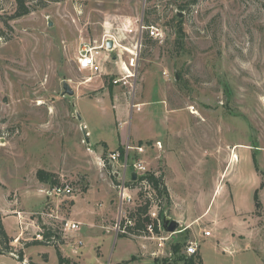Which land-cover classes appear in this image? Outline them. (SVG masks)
I'll return each instance as SVG.
<instances>
[{"label": "rangeland", "instance_id": "374dc122", "mask_svg": "<svg viewBox=\"0 0 264 264\" xmlns=\"http://www.w3.org/2000/svg\"><path fill=\"white\" fill-rule=\"evenodd\" d=\"M46 5L12 20L10 31L4 20L13 14L15 0H0V219L14 240V253L25 251L27 264H189L190 232L180 233L181 227L176 234L116 237L111 215L116 191L111 195L105 185L115 182L105 160L127 142L159 141L163 149L146 157L149 168L165 180V155L176 154L169 182L183 192L180 137L183 144L192 142L182 133L194 128L208 131L192 134L195 143H207L209 137L238 145L230 172L234 196L254 205L250 183L259 170L262 203L252 213L258 235L250 233L246 241L218 243L213 235L200 241L202 264H264V0ZM182 21L185 35L179 36ZM147 22L158 29L156 37L141 31ZM109 37L118 47L99 51L96 67L82 70L81 46L96 47ZM127 50L138 53L135 67ZM64 81L75 91L73 97L62 95ZM40 170L56 175V185H72L73 194L49 196L56 185L42 183ZM190 181L197 199L188 211L198 213L211 200L214 180L200 183L194 175ZM216 198L210 206L214 212L222 201L229 204L228 192ZM136 200L138 206L142 199ZM170 204L165 199L166 214ZM103 220L113 227L111 234L97 226ZM70 221L80 230L66 232ZM230 225L228 217L224 235ZM49 232L62 243L25 246ZM178 246L181 251L174 254ZM0 264L25 263L0 254Z\"/></svg>", "mask_w": 264, "mask_h": 264}, {"label": "crops", "instance_id": "0c3cea01", "mask_svg": "<svg viewBox=\"0 0 264 264\" xmlns=\"http://www.w3.org/2000/svg\"><path fill=\"white\" fill-rule=\"evenodd\" d=\"M188 135V140H191L192 142H183L181 141L182 138L180 137V183L186 182L183 187L180 185V187L183 188V192L178 191L176 189V186L174 187L169 180L173 178V175L175 172L172 168L174 165V159H177V155L174 153L166 154V163H167V175L165 177V185L167 187L169 197H170V203H172L171 207L167 211V215L172 219L176 220L180 223V227L182 228L181 232H190V241L193 243H197L198 247V255L201 258L200 253V241L206 240L208 237H211L212 235L214 237L218 238L219 241H222L224 239H230L235 240L236 238H242L245 241L248 240L250 233L253 234V236L258 235L255 228H254V215L252 213L254 212L256 208L255 204V195L253 197L254 205L251 207L247 206V201L250 199L244 198V202L238 201L239 199L234 196L233 193V184L230 180V172L234 164V147L238 146H232L231 141H226V139H210L209 137L207 143H195L193 141L195 139L192 134H200L205 135L208 133L207 130L198 131L194 128L192 131H185L182 134ZM181 135V133H180ZM187 138V137H186ZM202 139V138H201ZM159 142V141H158ZM144 143V142H139ZM146 143V142H145ZM150 143V142H148ZM157 143V142H156ZM161 143V142H160ZM151 150L149 152H153L159 148L155 147V143H151ZM154 145V146H153ZM162 145V144H161ZM241 146V145H240ZM248 147V146H244ZM163 149V146L160 150ZM171 150V149H170ZM191 157L193 158L191 162ZM191 166V167H190ZM264 167L262 166V170ZM255 170V167H254ZM198 175V180H200V183H205L207 181L214 180V189L212 192L211 200L209 201L208 206L203 209L201 212H189L188 210L190 207L193 206L192 200L196 197L197 199V192H194V188L192 186V183L190 179L194 176ZM254 177L251 181V189L254 191V194L256 193L257 189L260 185V178L256 170L253 173ZM172 177V178H171ZM107 186V191L115 194L114 186L112 183L106 182L105 184ZM109 186V188H108ZM203 187V188H202ZM207 187L200 185L198 189H204L206 190ZM203 191V190H199ZM198 191V192H199ZM192 192V193H191ZM194 192V193H193ZM227 192L229 194V204L227 205V201H222L219 205V209L214 212L213 209L210 210V206L213 203L215 197L216 200L225 194V197L227 196ZM251 194V193H250ZM111 195L109 194V201L107 204H110V209L112 208L113 204L111 203ZM116 195V194H115ZM199 197V196H198ZM250 198V197H249ZM215 200V204H216ZM246 200V201H245ZM229 206V207H228ZM114 207L115 209H111V215L112 220H117L118 215V202L117 199H114ZM248 207V208H247ZM75 208V207H74ZM95 211V209H94ZM105 211H108L105 209ZM104 211V212H105ZM75 213V211H74ZM251 213L252 218L248 219L247 215ZM166 214V213H165ZM231 220L230 225V232L228 235H224V229H226L224 226L227 222V219ZM95 226L94 224H91ZM97 226L103 230L104 235L105 234H111L113 227L108 225V221L103 220L100 223H97ZM233 227H235V230H233ZM253 227V228H252ZM107 230V231H104ZM209 231L210 236H205L204 232ZM234 231V232H233ZM116 234V233H115ZM249 234V235H248ZM116 237L117 234H116ZM189 256V255H188Z\"/></svg>", "mask_w": 264, "mask_h": 264}, {"label": "built area", "instance_id": "2783aa9c", "mask_svg": "<svg viewBox=\"0 0 264 264\" xmlns=\"http://www.w3.org/2000/svg\"><path fill=\"white\" fill-rule=\"evenodd\" d=\"M143 30H149L152 37L158 35V29L154 27H144L141 25V31ZM128 31L133 33V30ZM110 39L113 41L112 50H115L119 43L112 37H109V39L103 41L101 45L96 47H92L89 44H85L84 47L81 46L78 62L82 70H93L96 67L99 51L104 49L108 50V41ZM127 51L132 56L130 66L135 67L138 53L130 50ZM129 75L132 76V73H129ZM120 81L121 80H116L115 84ZM151 146L150 143H137L136 145H132L130 142H127L123 147V150H114L110 152L105 160L109 174L115 182L114 189L116 191V199L118 202V215L114 228L117 235L119 233L129 234L128 228L135 225V220L132 219L130 215L134 213L137 207L144 201H148L150 204L148 216L151 222L147 226L148 231L154 234L155 226H157L161 233L164 232V219L161 220L160 218V210L164 208L165 199L158 194L154 186L145 178L151 173L146 161ZM155 147L161 149L162 145L160 142H157L155 143ZM133 173L137 175L136 180L132 178ZM73 192L74 189L72 185L66 183L54 186L48 195L67 197L71 196ZM136 198L142 199V202L138 206L136 205ZM80 226L79 223L70 221L65 224L64 230L66 232H77L80 230ZM204 235L208 237L210 236V232L205 231ZM38 238V240L44 239L43 235H38ZM185 252L189 256L198 255L197 243L190 242ZM12 256L18 258L15 254H12ZM24 263L27 264V260H25Z\"/></svg>", "mask_w": 264, "mask_h": 264}, {"label": "trees", "instance_id": "16d2710c", "mask_svg": "<svg viewBox=\"0 0 264 264\" xmlns=\"http://www.w3.org/2000/svg\"><path fill=\"white\" fill-rule=\"evenodd\" d=\"M49 1H55V2H60L62 0H15V9L12 15H9L7 18L4 20L5 26L10 29V31H13L12 26L10 25V22L12 20H16L19 18H23L25 16L30 15L33 11H35L38 8H44L46 7L47 3ZM36 2V3H34ZM198 0H193V4H196ZM147 26L150 27V23L147 22ZM177 33L179 36H184V29H183V21L181 23L177 24ZM0 34H2V31H0ZM119 150H123V147H119ZM254 163L255 167L257 168V163L256 159L254 157ZM257 173L259 174L260 171L257 170ZM262 174V173H261ZM263 175V174H262ZM38 179L45 184H51V185H56L59 183V179L56 175L52 173H48L46 171L40 170L38 171ZM264 176V175H263ZM157 190L158 194L166 199L167 201H170L169 193L167 190V187L165 185V180H164V175H158V173L151 172L145 177ZM263 186V185H262ZM259 190L256 191L255 193V204L258 209L262 208V203L259 199L258 196ZM150 204L148 201H144L141 205H139L134 213H132L130 216L132 219L135 220V225L133 227L128 228V233L129 234H122L120 237H126L128 235L131 236H136V237H142L146 235H150L151 233L148 231L147 226L150 224V218L148 216ZM165 216V210L164 208L160 210V218L161 220L164 219ZM154 233L156 235H160L161 231L157 226H155ZM14 240L12 237L8 234L2 220L0 219V254H5V255H12L15 254L18 256V259L22 262L26 260L25 257V251L22 249L18 253H14V247L12 245V242ZM62 239L59 237L58 234H54L52 232L47 233L44 236L43 240H35L30 243H26V247L30 246H37V245H56V244H61ZM181 251V246L178 247H173V252L174 254ZM185 258V257H184ZM183 259L180 258V261ZM186 260L188 261L189 264H195V261L199 262V264H202L201 258L199 255H193V256H186ZM60 262L62 263V259H60ZM34 264V263H31Z\"/></svg>", "mask_w": 264, "mask_h": 264}, {"label": "water", "instance_id": "95a60500", "mask_svg": "<svg viewBox=\"0 0 264 264\" xmlns=\"http://www.w3.org/2000/svg\"><path fill=\"white\" fill-rule=\"evenodd\" d=\"M108 49L112 50L113 49V43L109 42L108 43ZM63 96H70L73 97L75 95V91L72 89V87L68 84V82L64 81L63 84ZM83 132H84V137H85V141L86 143H89V138L87 133L85 132V128L83 127ZM132 178L134 180H136L137 175L135 173H133ZM180 228V223L177 222L176 220H172L167 214H165L164 216V220H163V229L164 232L168 233V234H176L178 233Z\"/></svg>", "mask_w": 264, "mask_h": 264}, {"label": "bare ground", "instance_id": "6f19581e", "mask_svg": "<svg viewBox=\"0 0 264 264\" xmlns=\"http://www.w3.org/2000/svg\"><path fill=\"white\" fill-rule=\"evenodd\" d=\"M108 42H111V41H108ZM82 47H84V46H82ZM128 70V72H129V68L127 69ZM193 114H196L195 112H193ZM234 158L236 159L237 158V155L234 153Z\"/></svg>", "mask_w": 264, "mask_h": 264}]
</instances>
